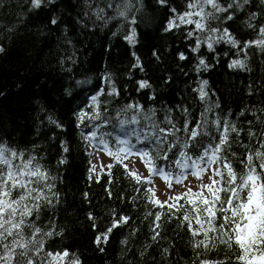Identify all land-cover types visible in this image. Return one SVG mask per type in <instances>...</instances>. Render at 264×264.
<instances>
[{"label":"snow or ice","instance_id":"6c2138e0","mask_svg":"<svg viewBox=\"0 0 264 264\" xmlns=\"http://www.w3.org/2000/svg\"><path fill=\"white\" fill-rule=\"evenodd\" d=\"M156 2L174 14L164 27L166 33H183L184 25L195 28L186 33L192 39L183 51L153 45L146 60L131 53L134 60L130 67L145 73L138 79L129 76L132 91L141 92L151 103H119L124 91L117 77L120 70L110 63L113 70H106L101 77L108 88L96 89L91 104L85 101L87 110L81 106L74 111L75 127L81 129L85 147L111 158L114 163L104 169L119 164L123 175L133 182L135 193L126 194L123 188H116L114 178L109 179L104 192L109 203L101 208L89 192H81V205H89L83 210L84 226L90 233L87 244L95 253L106 254L114 232L127 228L119 253L120 264H127L130 238L140 231L132 221L143 200L160 211L145 213L144 219L151 218V242L135 253L138 264H156L157 256L160 264H170L174 254L179 257L176 264H182L180 241L191 249V264H264V0H183L179 7L171 6L169 0ZM4 3L0 0V8ZM13 7L19 9L12 13L18 21H39L29 58L41 64L51 60L52 50L46 39L40 38L56 30L62 37L57 44V63L63 67L66 62H76L74 51L63 58L58 53L66 52L60 44L75 48L77 25L82 33L107 26L112 20L135 25L134 13H140L145 4L144 0H20L10 5V10ZM16 32V24L3 25L0 56L8 54L9 42L16 45ZM123 39L133 46L140 42L135 27ZM222 45H228V50L219 47ZM45 48H49L48 54ZM218 52H233L237 57L242 53L243 59L234 58L227 66L248 73L259 53V82L252 80L244 86L248 102L241 106L233 101L236 112L226 98L236 85L229 81L213 88L203 78L220 62ZM108 55L112 61L111 50ZM65 70L72 72L71 68ZM190 73L201 77L195 81L196 87L188 84ZM87 83L90 81H75L77 86ZM15 86L22 89L23 80ZM4 95L0 89V96ZM72 95L70 88L61 85V98ZM40 111L46 113L44 105ZM46 123L51 126L50 133H41L38 127L37 135H44L47 146L26 139L21 146L12 133L0 128V264H85L84 252L72 250L71 245L50 248L57 239L64 241L71 235L72 221L63 224L57 217L59 211L72 207L58 188L59 167L69 164L71 144L61 138L68 131L62 121L47 115ZM130 126L136 127L129 132ZM117 128L123 138L119 134L113 137ZM53 147L55 175L45 163ZM134 158L144 165L148 176L129 168ZM95 171L96 165H91L89 172ZM108 175L112 176L110 171ZM156 175L169 189L174 183L183 185L185 191L160 200L154 187H145L141 195L139 186L152 185ZM188 175L200 181L197 191L184 183ZM205 176L208 183H204ZM113 200L130 203L129 213L110 206ZM173 224L174 236L169 237ZM161 241L167 246H161Z\"/></svg>","mask_w":264,"mask_h":264},{"label":"trees","instance_id":"16d2710c","mask_svg":"<svg viewBox=\"0 0 264 264\" xmlns=\"http://www.w3.org/2000/svg\"><path fill=\"white\" fill-rule=\"evenodd\" d=\"M20 3V0H5L3 8H0V32L3 31V25H17L15 34L16 45L12 46L9 42V50L7 55L0 56V89H3L5 95L0 96V128H3L8 133L13 134V138L23 146V140H35L37 143H44L47 146V141L44 135H37L39 127L41 133H50L51 126L47 125L46 117L51 115L54 119L63 122L68 131L63 137L68 139L71 144V155L68 157L69 164L59 167V176L61 180L58 182V188L66 197L70 209L61 210L57 213L59 222L68 224L71 235L64 241L57 239L50 244L52 249H60L65 245H71L72 250L83 251L85 254V264H120L119 253L121 249L120 240L128 235V229L123 231H115L110 243L106 246V254L95 253L88 246L87 240L90 233L86 231L84 209L89 205H81V192H89L91 197H94L93 203L99 207H104L109 203L104 195L105 189L109 187L106 183L109 179L115 180L117 189L123 188L128 195L135 194L133 192L134 184L128 177L123 175V169L119 164H114L111 169L101 168L98 172H89L92 160L89 153L85 150V142L81 139V129L75 127L74 111L81 106L87 110V105L91 104L90 97L95 94L96 89H107L108 85L101 77L107 71H112L110 63L115 64V68L120 71L117 73L119 84L123 86L124 91L119 103L131 102L136 100L140 103L149 105L151 102L141 92H133V84L129 82V76L138 79L145 75L143 72H137L135 68L130 67V62L134 60L131 53L136 52L145 60L148 57V50L153 45L157 48H180L184 50V46L188 45L192 38L186 33L194 30V25L182 26L184 31L166 33L164 27L168 23L173 13L165 6L159 5L156 0H144L145 8L140 13H134L137 23L132 25L127 21L112 20L107 26H99L95 30L89 28L82 33L79 25L75 27L73 34L74 49H69L67 46L60 44L61 48H65L66 52H59L60 58L65 54L75 52V64L66 62L63 67L57 63V44L62 39L60 33L56 30H51L46 33L47 45L52 50L51 60L41 64L35 58H29L31 50V41L37 39V29L39 21L33 18L19 19L13 15V12H18L19 9L12 8L10 5ZM169 4L173 7H179L183 4V0H169ZM75 16V12L72 13ZM131 19V17H129ZM135 27L139 44L133 46L124 40L125 33ZM117 33L113 35V33ZM198 34V33H197ZM77 40L80 41L77 43ZM225 51L228 50V45L219 46ZM111 50L112 61L109 59L108 52ZM45 54L49 53V48L44 49ZM219 63H215L214 69L210 73H204L203 78L210 81V86L213 88L222 87V82L236 85L231 96L226 97L234 112L238 111L237 103L241 106L248 102V98L243 95L244 86L252 80H257L261 74L259 66V53L251 63L253 71L251 73L243 70L229 68L227 65L234 58L243 59L241 53L239 57L233 52L224 54L218 52ZM195 63V61H193ZM71 68L69 74L65 69ZM127 70V72H125ZM192 79L188 80L191 87H196L195 81L201 77L195 73H190ZM23 80V88H17L15 85ZM88 80L90 83L83 86H77L75 81ZM61 85L65 89H71L72 96H64L61 98ZM180 87H184L180 85ZM65 101H71L70 104ZM236 101L237 103H233ZM40 105H44L46 113L40 111ZM199 108L200 106L197 105ZM43 120V123H42ZM136 126H130L128 131ZM85 132L88 129H83ZM111 131V129H109ZM119 134L122 138L124 133H120L117 128L113 131V137ZM23 137V139H22ZM133 142L135 138L133 137ZM115 147V144H112ZM45 163L56 174V149H51V154L47 156ZM110 163H114L111 161ZM109 163V164H110ZM111 172L112 176L108 175ZM178 171V170H177ZM91 176V178H90ZM208 183V182H205ZM141 195L145 187H153L152 185H140ZM197 191V190H193ZM183 203V201H181ZM116 207L118 212L129 213L131 209L130 203H122L113 200L111 205ZM152 211H160L158 207L147 205L141 200L138 211L135 213V219L132 221L133 227H139L140 231L135 237L130 238L128 245L131 250L127 255V264H138V258L135 255L145 244L150 243V219H144L145 213ZM46 224V219L43 220ZM173 224L168 229V236L173 237ZM188 237L186 236L185 239ZM161 246H167L166 241L160 242ZM180 256L183 257L182 264H191V249L186 247L184 241H180L179 245ZM214 256L215 254H210ZM179 257L174 254L170 264H176ZM156 264H160V258L157 256Z\"/></svg>","mask_w":264,"mask_h":264},{"label":"rangeland","instance_id":"374dc122","mask_svg":"<svg viewBox=\"0 0 264 264\" xmlns=\"http://www.w3.org/2000/svg\"><path fill=\"white\" fill-rule=\"evenodd\" d=\"M90 151V148H88ZM91 152V151H90ZM93 164L96 165V169L103 168L104 165H107L111 162V158L108 157L105 153L102 152L93 151ZM127 162V161H126ZM129 168L134 169L138 172V174H141L142 176H148V172L145 170V167L142 163L137 162V160L134 158L132 162L129 163ZM191 170H189L190 172ZM204 179H207L205 176ZM153 184L152 186L156 190V195L160 200H166L170 195H176L177 193L185 191L183 185H176L173 183V187L169 189L166 186L165 181L158 175L155 177H152ZM208 180V179H207ZM185 184H188L190 187L193 188V190H198V186L200 181L197 180L195 177L188 175V178L184 181Z\"/></svg>","mask_w":264,"mask_h":264}]
</instances>
